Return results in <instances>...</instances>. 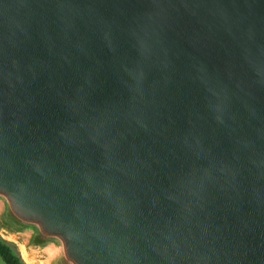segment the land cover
Instances as JSON below:
<instances>
[{"label":"water","instance_id":"1","mask_svg":"<svg viewBox=\"0 0 264 264\" xmlns=\"http://www.w3.org/2000/svg\"><path fill=\"white\" fill-rule=\"evenodd\" d=\"M0 232L38 264H264V0H0Z\"/></svg>","mask_w":264,"mask_h":264},{"label":"trees","instance_id":"2","mask_svg":"<svg viewBox=\"0 0 264 264\" xmlns=\"http://www.w3.org/2000/svg\"><path fill=\"white\" fill-rule=\"evenodd\" d=\"M0 256L4 259L6 264H25L21 256L14 252L12 246L0 239Z\"/></svg>","mask_w":264,"mask_h":264},{"label":"rangeland","instance_id":"3","mask_svg":"<svg viewBox=\"0 0 264 264\" xmlns=\"http://www.w3.org/2000/svg\"><path fill=\"white\" fill-rule=\"evenodd\" d=\"M0 239L1 240H4L5 242H8L12 248L14 249V252L21 256L22 260L24 261L25 264H38V263H33V262H30L26 257H25V254H24V248H23V245L21 242H18V241H14L12 240L11 238L7 237V236H3V234L0 232Z\"/></svg>","mask_w":264,"mask_h":264},{"label":"crops","instance_id":"4","mask_svg":"<svg viewBox=\"0 0 264 264\" xmlns=\"http://www.w3.org/2000/svg\"><path fill=\"white\" fill-rule=\"evenodd\" d=\"M0 264H6V262L4 261V259L0 256Z\"/></svg>","mask_w":264,"mask_h":264}]
</instances>
